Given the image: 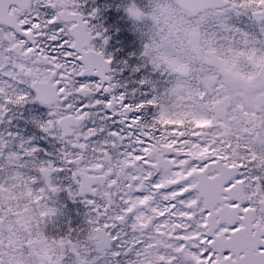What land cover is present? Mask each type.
Masks as SVG:
<instances>
[{
	"label": "snow or ice",
	"instance_id": "obj_1",
	"mask_svg": "<svg viewBox=\"0 0 264 264\" xmlns=\"http://www.w3.org/2000/svg\"><path fill=\"white\" fill-rule=\"evenodd\" d=\"M0 264H264V0H0Z\"/></svg>",
	"mask_w": 264,
	"mask_h": 264
},
{
	"label": "rangeland",
	"instance_id": "obj_2",
	"mask_svg": "<svg viewBox=\"0 0 264 264\" xmlns=\"http://www.w3.org/2000/svg\"><path fill=\"white\" fill-rule=\"evenodd\" d=\"M95 2H96V0H93V3H95ZM100 7L102 8L101 16L103 14L106 16L105 10H107V12H108V10L112 9L113 12H117V13L121 12V8H120L119 4H117L115 7H113V4L111 2L102 3L100 5ZM115 19H116V23H115L116 24L115 25V31L116 32L113 33V37L118 36V38H123L125 40V38L127 36H132L133 39H137V37H138L137 33L132 31L131 28L125 26L128 23V21L126 20L125 17H123L121 15V16H116ZM110 24H112V22H110ZM138 43H140V42L138 41Z\"/></svg>",
	"mask_w": 264,
	"mask_h": 264
},
{
	"label": "flooded vegetation",
	"instance_id": "obj_3",
	"mask_svg": "<svg viewBox=\"0 0 264 264\" xmlns=\"http://www.w3.org/2000/svg\"><path fill=\"white\" fill-rule=\"evenodd\" d=\"M138 46V41L133 43L129 40H126V38L124 40L123 38L109 37L108 44L104 46V50L108 53H112L113 55H116L118 53L129 54L133 48Z\"/></svg>",
	"mask_w": 264,
	"mask_h": 264
}]
</instances>
